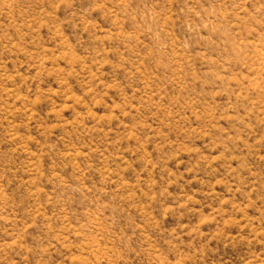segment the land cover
<instances>
[{
    "label": "rangeland",
    "instance_id": "1",
    "mask_svg": "<svg viewBox=\"0 0 264 264\" xmlns=\"http://www.w3.org/2000/svg\"><path fill=\"white\" fill-rule=\"evenodd\" d=\"M0 264H264V0H0Z\"/></svg>",
    "mask_w": 264,
    "mask_h": 264
}]
</instances>
